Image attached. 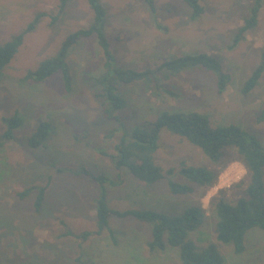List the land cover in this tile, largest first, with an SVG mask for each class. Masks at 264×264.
Wrapping results in <instances>:
<instances>
[{
	"label": "rangeland",
	"instance_id": "1",
	"mask_svg": "<svg viewBox=\"0 0 264 264\" xmlns=\"http://www.w3.org/2000/svg\"><path fill=\"white\" fill-rule=\"evenodd\" d=\"M100 2L107 12L106 34L117 67L143 71L171 57L206 53L222 63L230 81L219 94L215 76L206 70L176 76L158 72V81L149 87L122 86L128 105L116 112L119 121L107 120L103 99L97 97L101 88L94 79L104 60L92 38L70 50L71 91L64 89L59 74L41 83L23 79L40 61L56 55L68 34L88 28L93 13L87 0L69 2L54 23L58 0H0V46L22 33L37 13L47 14L24 36L0 80V135L8 130L7 120L24 118L13 139L0 140V264H181L175 248L150 252L146 245L151 225L133 218L110 217L115 242L108 230L94 234L98 187L80 175L81 169L121 181L108 190L112 210L152 209L174 215L201 206L206 221L188 235L197 250L215 244L224 264H264V230L247 232L241 254L215 238L213 204L219 199L235 203L249 183L234 147L226 148L213 163L198 147L162 129L154 162L164 175L169 169L174 173L153 185L139 182L125 168L115 169L109 159L120 138L128 140L133 126L152 123L161 112L201 113L212 126L234 125L254 135L264 148V118H259L264 109V74L253 92L240 93L246 77L264 59V2L257 27L234 47L235 33L252 0H199L203 13L194 20L181 0H155L154 13L141 0ZM42 121L50 123L52 134L43 147L32 149L28 138ZM182 164L215 173L213 185L189 184L179 174ZM170 179L191 185L193 192L172 195ZM32 186H47L40 212L33 208L34 193L24 199L17 196ZM85 232L92 235L77 238Z\"/></svg>",
	"mask_w": 264,
	"mask_h": 264
},
{
	"label": "trees",
	"instance_id": "2",
	"mask_svg": "<svg viewBox=\"0 0 264 264\" xmlns=\"http://www.w3.org/2000/svg\"><path fill=\"white\" fill-rule=\"evenodd\" d=\"M71 1L58 0L57 15L52 17V23L57 20L58 15L64 13L67 4ZM141 1L153 13L155 12V0ZM181 1L190 9L191 19L194 20L203 13V7L199 0ZM263 2L264 0H252L247 17L244 18L243 24L235 33L232 47L257 27ZM87 3L93 13L92 22L88 28L68 34L62 41L57 54L40 61L34 70L27 71L24 80L41 83L51 76L59 74L64 89L67 92L71 91L73 76H71V69L67 62L68 57L79 42L92 38L101 50L104 60L101 73L94 79L101 88L97 97L103 99L105 107L103 116L107 120L119 121L120 117L116 115V112L125 109L128 105V100L120 89L122 86L143 83L149 87L152 82L158 81L155 77L158 72L167 71L176 76L193 70H206L215 76L219 94L226 89L230 76L223 70L222 63L217 58L206 53L171 57L156 68L143 71L117 67L114 65L115 59L106 34L107 12L100 0H87ZM46 16L45 13H37L22 33L0 46V80L4 68L22 46L24 36L34 31ZM262 51L263 57L264 48ZM263 74L264 59L246 77L240 93L248 95L253 92L259 85ZM167 93L172 94L170 91ZM259 118H264V109ZM23 122L24 118L17 115L7 120L8 130L0 135V140L13 139V131L21 128ZM162 129H166L198 147L213 163L219 162L226 148L234 147L236 149L238 157L246 169L249 183L243 189V197L237 199L235 203L219 199L213 204L214 215L217 219L214 231L215 238L219 243L232 246L236 254L243 253L247 232L253 228L264 230V148L260 140L234 125L212 126L208 117L198 112H161L154 122L133 126L128 140L125 136L120 138L114 147L115 154L109 158L115 169H127L130 175L145 185H153L164 179L165 175L172 176L173 169H169L164 175L153 158V154L158 149V139ZM52 131L53 128L49 122L39 123L28 138L29 147L32 149L43 147ZM179 174L189 184L200 188L211 187L217 177L215 173L206 168L188 167L184 164L180 167ZM80 175L98 187L94 210L97 230L94 234L100 235L104 230H108L110 237L115 242L114 235L109 229L110 217L133 218L151 225V240L146 245L150 252L165 251L169 246L177 249L181 264H224V258L215 244H209L203 249L197 250L195 244L188 238L190 232L200 228L206 221V214L201 206L192 205L174 215L152 209L112 210L107 204L108 190L121 184V181L111 180L103 173L94 175L85 169L80 170ZM46 188L47 186L28 187L17 196L24 199L34 193L33 208L36 212H40L45 204ZM168 189L175 196L188 195L193 192L191 185L180 184L171 179L168 180ZM69 235L72 236L71 233ZM90 235H92L91 232H85L77 238L84 240Z\"/></svg>",
	"mask_w": 264,
	"mask_h": 264
}]
</instances>
